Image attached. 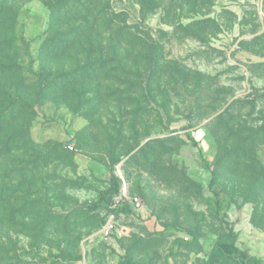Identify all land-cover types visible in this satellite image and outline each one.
Listing matches in <instances>:
<instances>
[{"label":"rangeland","instance_id":"obj_1","mask_svg":"<svg viewBox=\"0 0 264 264\" xmlns=\"http://www.w3.org/2000/svg\"><path fill=\"white\" fill-rule=\"evenodd\" d=\"M151 1L0 0V264H264V0Z\"/></svg>","mask_w":264,"mask_h":264},{"label":"trees","instance_id":"obj_2","mask_svg":"<svg viewBox=\"0 0 264 264\" xmlns=\"http://www.w3.org/2000/svg\"><path fill=\"white\" fill-rule=\"evenodd\" d=\"M54 4H50L53 5V9H57V12L55 14H53V17H56V15H60V10H66V9H70L72 10L73 7H71V5L73 4V6L77 3L76 0H52ZM57 3V4H56ZM152 3L151 0H140L139 3V9H138V13L139 15L135 18V20H139L140 23H142L145 19V13L150 11V4ZM62 6L64 5V8H59L58 6ZM70 7V8H68ZM106 15L109 16L108 20V27H112L113 23H114V16L116 17H122V21L118 22V24H122V28L121 29V34L122 35H127L129 36L130 33L128 32V26L126 24V18L128 16V14L125 11H120L118 14H115L113 12V9L108 6L106 8ZM105 15V16H106ZM65 16H68V14H65ZM0 17H5V18H10L13 17L12 14V9L11 7L5 5L4 3H0ZM61 18V17H60ZM251 95L253 97V99H256L258 97L264 96V88L263 89H257L254 87H251ZM262 93V94H261ZM3 112L1 113L0 111V128H1V120L3 118ZM201 161L202 163L206 166L207 162L204 160V158L201 156ZM110 182H111V189H113L114 192H117L118 190V180L115 177V175L111 172V176H110ZM212 194H213V199L211 200V204L209 207V212L212 216L221 219L227 227H229V225L227 224V222H225V214L227 212V210L229 209V207L232 204H235V201L233 200L232 196L230 194H228L227 192L219 189V188H213L212 190ZM130 210V206L126 201H119L117 203L111 204V208H110V213L112 215H117V214H127L129 213ZM230 229V228H229ZM229 235H231V237H234L232 232L229 233ZM177 243H184L182 241H179ZM119 264H137L135 262H131L128 259H124L123 262H120Z\"/></svg>","mask_w":264,"mask_h":264},{"label":"built area","instance_id":"obj_3","mask_svg":"<svg viewBox=\"0 0 264 264\" xmlns=\"http://www.w3.org/2000/svg\"><path fill=\"white\" fill-rule=\"evenodd\" d=\"M130 203L133 210H139L141 207V202L138 198H133Z\"/></svg>","mask_w":264,"mask_h":264}]
</instances>
